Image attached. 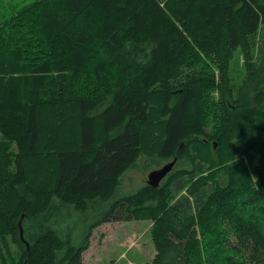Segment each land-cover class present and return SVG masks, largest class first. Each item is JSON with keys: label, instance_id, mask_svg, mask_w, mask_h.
Wrapping results in <instances>:
<instances>
[{"label": "trees", "instance_id": "trees-1", "mask_svg": "<svg viewBox=\"0 0 264 264\" xmlns=\"http://www.w3.org/2000/svg\"><path fill=\"white\" fill-rule=\"evenodd\" d=\"M132 220L148 264H264V0H23L0 24V264H83Z\"/></svg>", "mask_w": 264, "mask_h": 264}, {"label": "rangeland", "instance_id": "rangeland-1", "mask_svg": "<svg viewBox=\"0 0 264 264\" xmlns=\"http://www.w3.org/2000/svg\"><path fill=\"white\" fill-rule=\"evenodd\" d=\"M23 0H0V24ZM31 1V0H29ZM143 160L129 169L121 179L116 197L137 192L147 183L152 169H145ZM151 221L106 223L94 230L90 248L83 255V264H148L156 251L151 239Z\"/></svg>", "mask_w": 264, "mask_h": 264}, {"label": "water", "instance_id": "water-1", "mask_svg": "<svg viewBox=\"0 0 264 264\" xmlns=\"http://www.w3.org/2000/svg\"><path fill=\"white\" fill-rule=\"evenodd\" d=\"M176 163H177V160L175 159L172 162L165 164L161 168L151 171L147 178V184L152 187H158L161 181L164 180L171 173ZM19 226L21 230V238L24 239L23 228H22L21 222Z\"/></svg>", "mask_w": 264, "mask_h": 264}, {"label": "flooded vegetation", "instance_id": "flooded-vegetation-1", "mask_svg": "<svg viewBox=\"0 0 264 264\" xmlns=\"http://www.w3.org/2000/svg\"><path fill=\"white\" fill-rule=\"evenodd\" d=\"M166 178H167V177H166ZM166 178H165V179H166ZM165 179H164V180H162V181H161V183H160V185H159L158 187H156V188H159V187H161V186L163 185V183H164ZM146 183H147V181H146ZM146 186H148V185L146 184Z\"/></svg>", "mask_w": 264, "mask_h": 264}]
</instances>
